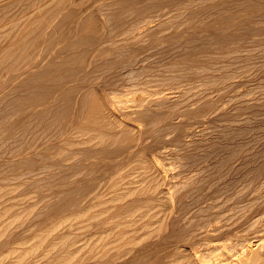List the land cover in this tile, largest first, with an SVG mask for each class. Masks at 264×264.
<instances>
[{
	"label": "bare ground",
	"instance_id": "1",
	"mask_svg": "<svg viewBox=\"0 0 264 264\" xmlns=\"http://www.w3.org/2000/svg\"><path fill=\"white\" fill-rule=\"evenodd\" d=\"M230 3H234L236 4V6L231 7L232 5H230ZM164 4L176 5V9L178 12L175 14V16H173L170 22L167 20L169 23L165 19L164 22H166V25L165 23L161 24L160 21H158L156 25H151L153 21L149 20V18L147 17L148 14L159 11ZM216 14L222 16L218 18L216 17ZM263 15L264 0H0V144L3 146L7 143H10L11 145L13 144L12 142H14L13 145H15V143L17 144V148H6L4 150L3 154H6V156L5 158L3 156L4 159L2 161L5 164L3 166L5 167V170L7 172H20L22 175H20L18 178L21 179L25 174L24 171H26L27 169L30 170L32 167H35L37 165V161L45 159L44 157L47 155L52 156L51 159L55 158L54 155H62L63 161L71 156L74 157V155L84 156L89 153H96L101 157L112 154L119 157L125 154L126 156H128V158H132L133 155H135V152L131 151L132 147L128 142L136 141V143L133 144L140 147L142 146V141L149 140V137H154V140L151 138L153 140V143L150 148H158V150L160 151V153L158 154L167 155L168 151H165L164 149L166 148H164L163 146L161 147V145L164 142L166 143L164 137L165 134L168 133V130H171V132L173 131V133L175 132V137L173 138V140H175L178 146H175V149L178 148V150H175V154L178 152L176 156H174V158L176 157L175 159L184 160L185 158L188 159L189 157H194V154L196 156L194 159H196L197 162L192 161L193 165L195 163V173L193 171L192 164L190 163L191 160L190 162H188L185 159V161H187L188 163L187 165H189V163L191 164L190 168H192V170H190L189 172L193 173V175L189 174L191 177H182V175L179 174L178 176L181 177H178L177 174H175L178 181L172 182L176 179L171 180L172 176L168 172L169 168L165 169L167 167L165 166L164 168V166L161 165L158 160L153 159V156L150 158L146 157L147 155L145 154V149L140 147L143 150L136 152L137 157H135L137 158V160L134 157V164L136 163L134 168H132V166V169H130L131 171H129V173L127 170V176L122 174L123 177L126 176L124 177V179L121 178L123 181L119 180V178L122 177L121 175L118 178L116 177V180L118 179L120 181L117 182V185L119 184L118 186L120 188L117 187L115 182V186L118 188L117 193L118 191L121 192L115 194L114 199L111 195L112 192L110 190L109 191L111 193L109 194V196L104 195L106 197L108 196L109 199H111L109 201V199L106 198V200L108 199L110 203H113L111 201L116 200L114 203H116L117 201H123V203L125 204H121L120 207L116 205L117 209L116 212H114L116 213L115 217H117V219L119 220H116L115 223L112 222L114 223L112 224L114 225L113 228L110 227L111 229L109 228L110 230L108 229L107 232H105V227L101 226V228H98L100 229V232L103 231L102 228L105 229V231L102 232V235L98 234L97 236L99 237V239H102H100L101 242L99 241L100 244L98 243L99 247H96L98 244L94 239L93 240L96 244L94 242L93 243L94 245H96V248H94L93 244V246L86 243L84 244L86 245V247L88 245L90 246L89 248L93 247L97 250L98 255L95 254L94 256L97 255L96 257L92 255L94 258H97L92 264H138V259L144 257L147 259V261H149V258L151 257H148L150 256L148 254L151 253L156 246L160 247L161 251L163 252V255L160 254L162 255V258H160V256L158 257V259H162V261L159 260V262H162L163 264H264V142H261V140L259 139L260 137L262 138V136V139H264V134L259 136V138H256L258 140L253 141L251 139L255 143H252V141L250 140L251 142L249 141L248 143H244L246 145L241 144L242 146H238V144L235 143L237 145L235 147H233L232 145L227 146L226 144L222 143L224 141H218L221 138H217L218 140L216 141L215 138L211 139L210 136V139L205 138V136L203 137L195 131L196 129L194 127L196 125L194 126V124H197V127L198 125H201V119L199 118H201V116L202 118L204 117V110H206L204 109L205 105L201 104L203 106H198L199 104H197V102L200 99L196 102H191L190 99L185 100L181 98L182 96L179 97L180 94L178 95V93L175 95L171 92H164L163 90L156 94L153 93L154 95L152 94V97L150 95V97L153 99H149L148 97H138L135 100L130 101L131 105H127L124 104L125 102H121L120 104L122 108L121 106L120 108H130V113L127 114L124 112V110L123 112H119L121 110L120 108L117 109V111L119 110V113H117L113 100H110L111 97H109L110 99L107 97V95L101 89L102 85H99V82L103 80L104 77L107 81V78L109 76H112L115 79V76L120 77L119 75L133 76V74H136L137 71L134 68L136 67V65L140 66V62L141 64L144 63L145 43L147 41H150V39L152 42V39L154 38L155 40L153 39V43L160 49V46L164 43H175V45L177 43L178 45L181 44L180 46H183L181 40L186 43L187 41H189V37H193V39L195 37L194 41L201 42V44L204 43V46H222V49L226 50L227 52L228 48H225L226 45L228 43H231L236 38V36H232L233 33L231 32L241 31V36L245 35L248 37L247 33H249L250 31L248 25L251 24V21L261 19ZM124 19L125 22H123ZM182 19H184L183 22L181 21ZM195 22H198V24H195V26L198 25V27L194 26ZM181 23L184 26H187L185 30L173 35H162V33H164V30H174L177 28L179 29V27L182 25ZM192 31H197V33H194L196 34L195 36L192 35ZM159 35L161 36L159 37ZM117 37H120V40L116 41L115 38ZM201 44L198 46L204 47L203 45L201 46ZM223 46H225V49L223 48ZM210 47L212 48V46ZM202 49L200 48L201 53L203 50L205 51L206 47H204L203 50ZM149 51H146V53H149ZM217 51L219 52V50ZM189 55H191V53ZM226 58L227 57H225V59ZM213 60L215 59L213 58ZM211 65H209V67ZM188 71L189 70H187V72ZM141 73H143V71ZM136 77H138L137 74ZM161 77L162 76H160V78ZM224 78L225 77H223V79ZM120 79L122 80L121 77ZM160 80L162 82L170 81H168L167 79L162 80V78L159 79V81ZM171 83L172 82H170L169 85ZM92 84H95V86ZM110 94L111 93H109L108 96H110ZM185 95L187 94L185 93ZM188 98L189 97H187V99ZM162 108L167 109L164 115L158 114V110ZM121 116L123 117V119L120 118ZM139 122H142L145 125L144 129L141 128L140 130L139 128L138 130L136 124L137 126L140 125L138 124ZM239 126H242V124H240ZM250 128L252 127L250 126ZM256 128L255 132L259 129V131L262 130L261 127H258L259 129L257 128V130ZM224 129L225 130L222 129V131H226V127ZM231 129H229L231 133L230 135L226 136L228 133H223L226 136V139H224L226 143H229L230 141L232 142L237 136L239 137L241 135H244V130L246 131V129L242 130L241 128L237 130ZM231 131H233V133ZM252 131H254L253 128L250 129V132L248 131L247 136H249V133L251 134ZM259 133H255L253 135L256 136L257 134L258 136ZM218 134H221V132H217V135ZM214 135H216L215 132ZM251 136L249 137L251 138ZM241 137L243 138L244 136ZM221 148L223 150H221ZM218 149H220L221 152ZM192 152L195 153L191 154ZM178 156L180 157L178 158ZM15 157L18 158L15 159ZM212 158L219 159L220 161L222 159V161L220 162L221 165L217 166L212 163V166L210 167V169H213L215 166H217L218 171L216 172L218 173L222 170V167H227L228 164H230L231 167L237 166V169L246 170L249 168L248 170H246L247 182H243L246 184H242V189L238 188L239 190L235 191L234 189L236 185L233 184L238 183L240 180L236 181L235 178H231L232 183H230V180H226L228 181L226 183H229V185L224 184L223 187L221 185L222 188L220 190L217 189L216 191H214L215 194L214 192H210L213 190V187H208L212 188V190L210 191H207L206 189L208 188L206 187L205 193L202 192L203 188L205 187L204 183L206 181V177L210 178L208 176H212V174H209L210 172H208L209 175L206 174V171L210 166V162L208 161ZM259 158L261 159L260 163L256 167L255 165H252L257 163ZM45 161H47V157ZM68 161H66V163ZM79 161L82 163L81 160ZM179 162L181 163L183 161ZM122 163L123 162L119 163L117 167L122 168L120 167V164ZM216 163L217 162H215V164ZM59 164H46L42 166L39 165V172L41 174H45L44 178H39L38 180L32 182L33 184L44 183L47 186H50L49 190H47V193L43 194V197L37 200V202L39 200L40 201L37 204L34 203L35 208L39 206V212L37 213V216L47 214L45 219L48 218L49 222V219H51L50 217L54 215H57L58 217L62 214L66 216L69 215L66 218L70 219V216H72L76 219L78 217H81V212H83V216H85L91 208L90 206H87L90 208L88 210V208L86 207V209V204L84 205V203L88 202L85 197H87L86 194L89 190L87 186L92 180V173H85L81 170V172H83L82 174L79 171L80 168L77 164L72 167L66 165V168L67 166L70 167H68V170H73L72 168H79L78 174H63L64 172H66L64 171V169L62 170L63 165L61 166V164L63 163L59 162ZM122 166H124V164H122ZM184 166L185 165L183 164L180 167ZM178 167L179 165L177 166V168ZM219 167H221V169ZM126 168H128V166ZM186 169L189 170V167ZM228 169L231 170L230 167ZM40 170H42V172ZM134 170L136 172H134ZM226 170H224V172H226ZM172 171L170 173H172ZM30 172L32 173L31 170ZM137 172L138 174L136 175ZM132 174H135L138 180H136V178L133 179L132 177L135 176H132ZM241 174L245 176L244 172ZM27 175H29V173H27ZM33 175H36V173ZM223 175L225 174H221L222 177H224ZM230 175H232V173ZM213 176L214 178L216 177L215 174H213ZM225 177H227V175ZM8 178H10V176ZM224 179L225 178H223V180ZM216 181L218 180L216 179ZM216 181L215 184L217 185L218 182ZM107 184L105 185V187L107 186ZM230 184L233 187H231ZM213 185L211 184V186ZM116 187L114 188L115 190L117 189ZM219 187L220 186L214 188L216 189ZM230 187L235 191H232L235 195V198L241 200L237 203L232 201V204L236 203L237 207L235 206L236 214L234 215L236 219H234V222L232 220L231 224L235 223L237 218V222L239 223V220L241 218L240 222H242L243 220V225L245 226V233H243L244 237H242L239 243L236 242L238 243L236 245L230 247L227 246L226 248L221 245L223 247L222 249L225 248L224 250L226 252L224 253L218 252L221 248L208 245V248L203 247L202 249L201 246H198L200 245L199 242L202 243V241L216 236L217 234H221L226 230L225 227L227 226V224L226 222L224 223L226 219L223 218L224 214L219 216V213L217 214L216 212L221 210L220 208H222V204H226H224V199L227 200V193H229L231 190ZM106 191H108V189ZM192 193L193 195L189 196V194ZM90 195L91 194H89L88 197ZM146 195L147 197L145 198ZM187 196H189L188 200H190V202L187 201L188 204H186V202L184 201ZM97 197L98 196L95 195V199ZM229 198L232 199L233 197L228 196V199ZM235 198L233 200L237 201ZM98 200L99 199H97V201ZM106 200L104 202L103 200L102 202L100 200V202L104 204L105 202L108 203V201ZM147 201H150L149 204L154 205L153 208H150L151 205L150 207L148 206L150 208H147L149 209V212L160 208V211L155 212L156 217H161L159 218L161 225L158 226V228L156 226L155 229H153V227L155 226L154 224L151 229H145V227L143 229L141 228V226H136V228L139 227L140 229L134 228L131 230H124L129 225L131 220H133L135 217H138L139 219V215H141L140 210L142 211V209L138 210V212L140 213H138L139 215L137 214V216L129 221V219L134 216L133 213L136 210L134 209L133 211L130 208L133 209L134 207H138L144 209V207L139 206H143L142 202L146 203ZM228 203L226 204L227 210H229ZM232 204L230 203V205ZM233 205L232 207H230L231 209L234 208ZM94 206L95 205H93L92 208L96 209L97 207ZM123 206L124 208H126V210L124 209V212L122 211ZM35 208H32V210L34 211ZM98 208L100 209L99 206ZM112 208L110 210H113ZM235 208L233 210H235ZM84 209L86 210L84 211ZM147 209H144V213L148 212L146 211ZM216 209L219 210L217 211ZM214 210L216 211L213 212ZM2 213L3 212H1V214ZM125 213L127 215L123 217ZM147 214H144L145 219L147 217ZM18 215L16 216V218L19 217ZM128 216L131 217L127 218ZM229 216L228 219L232 217ZM125 217L126 219H128L129 223L127 222V220H125L124 222H126L127 226L122 227L124 229L120 230L121 225H126L122 224L123 221L121 220ZM110 218H112L110 219L111 221L115 220H113V215L112 217L110 216ZM149 218L150 220L154 219V217L152 218V216ZM228 219L226 220L228 221ZM52 221L53 220L51 219V222ZM111 221H106V223L108 222L110 226H112L110 223ZM137 221L139 220L136 219V225L140 222ZM39 222H41V220H39ZM84 222L86 223V221ZM132 222H134L135 224V220ZM9 223L11 224L8 225L12 226L14 221ZM44 223H46V221ZM44 223L43 226L46 227L47 223ZM52 223L51 226L53 225ZM106 223L104 222L102 224H104V226H108L109 224ZM147 223L145 222L144 224L147 225ZM238 223H235V225ZM49 224L50 223H48V227L50 226ZM231 224L230 226H232ZM91 225L92 224H90V226L88 227L90 228ZM7 226L2 229L0 228V232H6L9 228ZM55 226L56 224L54 225V227ZM54 227L52 226L51 228ZM234 227L235 226H233L232 228ZM241 227L240 230H243L244 228L242 229ZM130 228H132V226H128V229ZM40 229H42V227ZM43 229L41 230L42 232ZM34 230L35 229H33V232ZM44 230L46 231V229ZM56 230L57 229H55V231ZM233 232L236 233V231ZM2 233L1 235H3ZM64 233L65 232H63V234L61 233L60 235L57 234L58 236L56 237H54L55 235H53L52 237L54 238H52L50 242L47 241L50 244L49 247L51 248V250L57 249V252H54V254L52 252V257L50 256L51 252L47 254L49 255V257H51L49 263L47 262L48 264H62V261H66L64 259H67L71 256L70 252L66 248H68L67 244L72 240L68 236L67 232L66 234ZM127 234H130L131 236H127ZM106 235H112L110 240L112 238L113 239L106 242L110 237H107ZM86 237L85 239H87ZM40 240L43 242L42 239ZM209 240L211 243V239ZM192 241H199L197 242L198 245L196 244V246H198L199 250L201 248L200 251H198L196 246L195 248L197 250H194L193 247H191ZM194 242L192 246H194ZM214 242L217 241H213V243ZM220 244L221 243L219 242V245ZM31 246L26 248L22 246L23 249H19L21 252H19L20 254L17 255V259L20 258L24 261V259L27 260V258L35 253L36 250L34 252L32 251L36 248L35 242L34 245L32 247ZM69 246H71L69 247V249L72 248V246L74 247V245L72 244ZM37 250H39L38 247ZM64 250L67 251L65 252ZM73 250L71 251H77ZM62 251H64V253ZM92 252L93 250L89 251L88 254H91ZM155 252L157 253V251ZM7 254L10 253L7 252ZM74 255H76V253ZM76 256L73 257L74 259L70 260L71 264H83V257L81 256V258L79 257L80 259H75ZM151 256L156 257V255L154 256L152 254ZM4 259V261H6L8 257L7 259ZM154 259L152 258L149 264L151 262H153L154 264ZM147 261L146 264H148ZM66 262H68V260ZM4 263L6 262H3V264Z\"/></svg>",
	"mask_w": 264,
	"mask_h": 264
},
{
	"label": "rangeland",
	"instance_id": "2",
	"mask_svg": "<svg viewBox=\"0 0 264 264\" xmlns=\"http://www.w3.org/2000/svg\"><path fill=\"white\" fill-rule=\"evenodd\" d=\"M221 1H227V0H221ZM228 1H230V0H228ZM234 2V1H233ZM169 5V6H168ZM230 5H232L231 7H235L236 6V4H234V3H230ZM169 7H171V8H169ZM173 8V9H172ZM175 8V9H174ZM177 6L176 5H173V4H164L162 7H161V9L159 10V11H157V12H154V13H151V14H148V18H149V20L151 21H153L152 23H151V25L153 24V25H156L157 24V22L158 21H160V23L161 24H164L165 23V25H166V22H164L165 21V19H166V21L168 20L169 22H170V20H172V18H173V16H175V14L178 12L177 11ZM163 9V10H162ZM167 9V10H166ZM170 9V10H169ZM227 9H229V8H227ZM173 11H174V13H173ZM160 12V13H159ZM221 12V11H220ZM156 13H158V14H156ZM222 15H217L216 14V17H218V18H220ZM214 17V16H213ZM264 15L262 16V18L261 19H258V20H255V21H251V24L250 25H248L249 27V33H247L248 34V37L247 36H241V34H242V32L241 31H236V32H231V33H233L232 34V36H236V38L231 42V43H228L227 45H226V47L225 46H223V48L225 47L226 49H227V52H226V50H223L222 49V46H217V45H215V47H214V45H208V46H204L203 44H201V42H198V41H194L195 40V37H194V39H193V37L191 38V37H189L188 38V40L189 41H187L186 43H184L183 42V40H181L182 41V45L183 46H180L181 44H177L176 43V45H175V43H173V44H168V43H164V44H162L161 46H160V49L153 43L154 42V40L152 39V42H151V39H150V41H147L146 43H145V52H144V54H145V61H144V63L143 64H141V62H140V66H138V65H136V67L134 68L136 71H137V76L138 77H136V74H133V76H131V75H125V76H121V75H119L121 78H122V80L120 79V77H118V76H115L116 78L114 79V77H112V76H109L108 78H107V81H106V79H105V77L103 78V80H101L100 82H99V85L101 86L102 85V87H101V89H102V91L107 95V97L109 98V97H111V99L110 100H113V102H114V105H115V109H116V111H117V109H119L120 108V106H121V102H125L124 104H127V105H131V102L130 101H132V100H135L136 98H138V97H143V98H151L152 97V94L153 93H158V92H160V91H163L164 90V92H167V93H169V92H171V93H173V94H177L178 93V95H179V97H181L182 99H185V100H191V102H196V101H198L199 99L200 100H202V101H198L197 102V104H199L198 106H200L201 104H203V105H205V107H204V109H206V110H204L205 111V114H203V118H202V116H201V118H199V119H201V125H198V127H197V124H194V128L196 129H194L198 134H200L201 136H205V138H209V136H210V138L211 139H216V141L219 139V138H221L220 140H218V141H224V142H222L223 144H226L227 146H233V147H235V146H237L236 144H238V146L240 145V146H242L244 143H248L251 139L253 140V141H255V140H258V139H256V138H259V136H261L262 134H264ZM155 19V20H154ZM163 20V21H162ZM167 21V22H168ZM182 22L184 21V19H182L181 20ZM180 21V22H181ZM259 21H261V22H259ZM123 22H125V19L123 20ZM168 22V23H169ZM257 22V23H256ZM263 22V23H262ZM182 24V23H181ZM195 24H198V22L196 23H194V26H195ZM125 26V25H124ZM186 27L187 26H184L183 24L179 27V29L177 28V29H174V30H172V29H167V30H164V33H162V35L163 36H165V35H168V34H176V33H179V32H181V31H183V30H185L186 29ZM195 27H198V25H196ZM238 30V29H237ZM169 32V33H168ZM192 35L193 36H195L196 34H194V33H197V31H192ZM246 34V35H247ZM158 35V34H157ZM161 35H159V37H160ZM250 36V37H249ZM155 37V36H154ZM157 37V36H156ZM243 37V38H242ZM244 37H246V38H244ZM196 39H197V37H196ZM244 39V40H243ZM115 40L116 41H118V40H120V37H117V38H115ZM121 43V42H120ZM149 44V45H148ZM188 44V45H187ZM201 44V46L203 45L204 47H206V49H205V51L203 50L204 49V47H200V46H198V45H200ZM186 45V46H185ZM120 46V45H119ZM118 46V47H119ZM210 46H212V48L210 47ZM149 47V48H148ZM180 47V48H179ZM197 47V48H196ZM209 49H208V48ZM177 48H178V50H177ZM200 48L203 50L202 51V53L200 52L201 50H200ZM224 48V49H225ZM149 49H150V51H149ZM153 49H155V50H153ZM169 49V50H168ZM174 49V50H173ZM183 49V50H182ZM186 51H185V50ZM242 49H244V50H242ZM152 50V51H151ZM156 50H157V52H156ZM158 50H160V51H158ZM165 50V51H164ZM173 50V51H172ZM198 50V51H197ZM215 50V51H214ZM217 50H219V52L217 51ZM146 51H149V53L147 52L146 53ZM185 51V52H184ZM210 51V52H209ZM252 51V52H251ZM155 52V53H154ZM159 52V53H158ZM182 52V53H181ZM189 52V53H188ZM193 52V53H192ZM209 52V53H208ZM244 52V53H243ZM251 52V53H250ZM254 52V53H253ZM166 53V54H165ZM181 55H180V54ZM186 55H185V54ZM191 53V55H189ZM206 53V54H205ZM197 54V55H196ZM199 54H201V55H199ZM203 54V55H202ZM229 54V55H228ZM173 55V56H172ZM211 55V56H210ZM213 55V56H212ZM216 55H219V56H216ZM179 56V57H178ZM182 56V57H181ZM185 56V57H184ZM208 56V57H207ZM221 56V57H220ZM148 57V58H147ZM201 57V58H200ZM225 57H227L226 59H225ZM250 57V58H249ZM260 57H263V58H260ZM168 58V59H167ZM203 58V59H202ZM213 58L215 59V60H213ZM218 59V61H217V59ZM261 60H259V59ZM156 59H157V61H156ZM221 59V60H220ZM185 61V62H184ZM189 61V62H188ZM252 61V62H251ZM176 62V63H175ZM219 62H221V63H219ZM203 63V64H202ZM209 63V64H208ZM225 63V64H224ZM212 64V65H211ZM218 64H220V65H218ZM203 67H202V66ZM209 65H211L210 67H209ZM218 65V66H217ZM247 66V67H246ZM205 67H207V68H205ZM166 68H170V69H166ZM205 68V69H204ZM142 69V70H141ZM144 69V70H143ZM148 69V70H147ZM151 69V70H150ZM216 69H217V71H216ZM248 69V70H247ZM139 70V71H138ZM146 70V71H145ZM187 70H189L188 72H187ZM143 71V73H141ZM144 71H145V74H144ZM150 71V72H149ZM139 72V73H138ZM149 72V73H148ZM160 72V73H159ZM181 72V73H180ZM162 73V74H161ZM165 73V74H164ZM170 73V74H169ZM173 73H175V74H173ZM177 73H179V74H177ZM173 74V75H172ZM193 74V75H192ZM212 75V76H211ZM144 76V77H143ZM158 76H159V78H158ZM160 76H162L161 78H162V80H165V79H167L168 81L170 80V79H172V78H176V79H172V80H170L169 82H162L161 80V82L159 81V79H161L160 78ZM230 78H229V77ZM143 77V78H142ZM157 77V78H156ZM167 77H169V78H167ZM205 77V78H204ZM223 77H225L224 79H223ZM132 78V79H131ZM142 78V79H141ZM164 78V79H163ZM210 78V79H209ZM232 78V79H231ZM110 79V80H109ZM112 79V80H111ZM213 80V81H212ZM2 81V80H1ZM95 81V80H94ZM112 81V82H111ZM114 81H116V82H114ZM120 81V82H119ZM173 81H174V83H173ZM211 81V82H210ZM231 81V82H230ZM93 82V81H92ZM102 82V83H101ZM170 82H172L170 85H169V83ZM213 82V83H212ZM214 82H215V84H214ZM158 83H159V85H158ZM166 83H168V84H166ZM181 83V84H180ZM205 83V84H204ZM220 83V84H219ZM1 84V83H0ZM180 84V85H179ZM92 85H94L95 86V84H92ZM104 85H107V86H104ZM163 87H162V86ZM168 85V86H167ZM207 85V86H206ZM212 85H214V86H212ZM161 86V87H160ZM172 86V87H171ZM211 86V87H210ZM159 87V88H158ZM205 89H204V88ZM182 88V89H181ZM202 88V89H201ZM177 89V90H176ZM181 89V90H180ZM174 90V91H173ZM108 91H110V92H108ZM199 93H198V92ZM203 91V92H202ZM109 93H111L110 94V96H108V94ZM185 93L187 94V95H185ZM196 93V94H195ZM195 94V95H194ZM150 95H151V97H150ZM154 95V94H153ZM189 95V96H188ZM207 95H208V97H207ZM243 95V96H242ZM245 95V96H244ZM200 96V97H199ZM239 96V97H238ZM240 96H242V97H240ZM113 97V98H112ZM156 97V96H155ZM187 97H189L188 99H187ZM191 97V98H190ZM148 99V100H149ZM151 99H153V98H151ZM257 101H256V100ZM116 100V101H115ZM119 101V103H118V101ZM245 101V102H244ZM248 103H247V102ZM127 102V103H126ZM211 102V103H210ZM214 102V103H213ZM244 102V103H243ZM250 102V103H249ZM117 103H118V105H117ZM255 103V104H254ZM234 105V106H232V105ZM118 107H117V106ZM203 105H201V106H203ZM209 106V107H208ZM236 106V107H235ZM221 107V108H220ZM260 107V108H259ZM121 108H122V106H121ZM120 108V109H121ZM197 108V107H196ZM249 108V109H248ZM217 109H219V110H217ZM122 110V111H121ZM119 112H123V110H124V112L125 113H127V114H129L130 113V108H126V109H121ZM126 110V111H125ZM129 112H128V111ZM239 110V111H238ZM247 110V111H246ZM117 111V113H119ZM165 111H167V109H165V108H162V109H160V110H158V114H161V115H164L166 112ZM224 111H226V112H224ZM258 111V112H257ZM160 112H162V113H160ZM206 112H207V114H206ZM254 112V113H253ZM260 112V113H259ZM256 113V114H255ZM258 113V114H257ZM210 114V115H209ZM248 114V115H247ZM209 115V116H208ZM245 115V116H244ZM250 115V116H249ZM208 116V117H207ZM220 116V117H219ZM223 116V117H222ZM233 116V117H232ZM244 116V117H243ZM258 116V117H257ZM217 117V118H216ZM262 117H263V119H262ZM121 119H123V117L121 116L120 117ZM236 118V119H235ZM243 118H245V119H243ZM207 119V120H206ZM242 119V120H241ZM262 119V120H261ZM203 120V121H202ZM227 121H228V123H227ZM241 121V122H240ZM203 122V123H202ZM240 122V123H239ZM246 124H245V123ZM220 123V124H219ZM226 123V124H225ZM252 123V124H251ZM138 124H140V125H138L137 126V124H136V127L138 128V130H139V128H140V130H141V128L142 129H144V127H145V125L142 123V122H139ZM218 124H219V126H218ZM229 124V125H228ZM235 124H236V126H235ZM240 124H242V126L243 127H246V128H243L242 126H239ZM215 125V126H214ZM230 127H228V126ZM260 125V126H259ZM226 127V131H222V129L223 130H225L224 128ZM233 126H235V127H233ZM250 126L254 129V131H252L251 132V134L249 133V136H251V135H253V134H255V133H259V135L257 136V134H256V136H251V138L249 137V136H247L248 135V131L250 132V129H252V128H250ZM256 126H257V128L259 127H261V131H259V130H257V128H256ZM233 127V128H232ZM237 127V128H236ZM198 128V129H197ZM209 128V129H208ZM211 128V129H210ZM232 128V129H231ZM239 128H243V129H246V131L244 130V135H241V136H244L243 138L241 137V136H237V137H235V139L231 142H229V143H226V141L224 140V139H226V136H228V135H230L231 133H230V130L229 129H231V130H237V129H239ZM247 128H249V129H247ZM255 128H256V130L258 131H256L255 132ZM213 129V130H212ZM229 131H228V130ZM242 129V130H243ZM204 130V131H203ZM219 130V131H218ZM221 130V131H220ZM248 130V131H247ZM218 133H220L221 132V134H218L217 135V132ZM228 131V132H227ZM200 132V133H199ZM214 132H215V134L217 135H214ZM232 133H233V131H231ZM246 132H247V134H246ZM205 134V135H203V134ZM226 134V133H228L226 136L224 135V134ZM206 134H208V135H206ZM210 134V135H209ZM214 135V137H213V135ZM246 134V135H245ZM212 135V136H211ZM1 137V136H0ZM175 137V132L173 133V131L171 132V130H168V133L167 134H165V141H166V143L164 142L162 145H161V147L163 146L164 148H166V149H164L165 151H168V153H167V155H160V154H158V153H160V151L158 150V148H154V147H152V148H150L151 146H152V143H153V140H154V137L152 138V137H149V140H146V141H142V146H140L141 148H143V149H145V154L147 155L146 157H148V158H150V157H154L153 159H155V160H158V162H160V164L161 165H163L164 166V168H165V166L167 167V168H165V169H168V172H169V174H171V176H172V178H171V180H174V179H176V180H174V181H172V182H177L178 180H177V178H176V175L175 174H177V176L180 174V175H182V177H191L189 174H191V175H193V173H190L189 171L190 170H192V168H190L191 167V164L193 163L192 161H196V159H194L196 156H195V152H192L191 154H194V157H189L188 159L187 158H185L188 162H190V160H191V164L189 163V165H187L188 163H187V161H185V159L184 160H178V159H175L174 158V156H176V154L178 153H176L175 154V150H178V148L177 149H175L176 147H178L177 146V144H176V142H175V140H173V138ZM240 137H241V139H240ZM250 139H249V138ZM153 140H152V139ZM163 138V139H164ZM166 138H168V139H166ZM172 138V139H171ZM209 138V139H210ZM218 138V139H217ZM223 138V139H222ZM248 138V139H247ZM262 138H263V136H262ZM261 137L259 138L260 140H261V142H264V139H262ZM242 140H243V142H242ZM246 140V141H245ZM251 140V141H252ZM259 140V141H260ZM150 141H152V142H150ZM250 141V142H251ZM252 141V143H255V142H253ZM127 142V141H126ZM233 142H234V144H233ZM13 144H14V142H12ZM129 144H131L130 146L132 147V149H131V151H133V152H135V155H133V157L132 158H128V156H126L125 154H123V155H121V156H119V157H117L116 155H114V154H112V155H107V156H104V157H101L99 154H96V153H93V154H91V153H89V154H87V155H84V156H80V155H74V157L73 156H71V157H69L68 159H66V160H62V155H60V156H58L59 154H57V155H54L55 156V158H52L51 159V157L52 156H50V155H47V156H45L44 158L46 159V157H47V161H45V159H41V160H39V161H37V165L35 166V167H32L30 170L32 171V173L30 172V170L29 169H27L26 171H24V173L26 174H24V176H23V178H18L20 175H22L20 172H7L6 170H5V167L3 166V165H5L4 163H3V159L5 158V156H6V154H3L4 153V150L6 149V148H17V144L15 143V145H13V144H11L10 145V143L8 144H6V145H1L0 144V147H1V149H0V156H1V154H2V159H1V157H0V210H2V211H0V215H1V219H0V228L2 229V228H5L8 224H11V223H9V222H13L14 221V223L12 224V226H11V228H10V226L8 225L7 227H9L8 228V230L6 231V232H4V233H2V232H0V263H2L3 264V262H6L7 264H12V262H13V264H29V263H31V261H32V263L31 264H44L45 262V264H48L49 263V261H50V258L53 256L52 255V252H53V254H54V252H57L56 250L57 249H55V250H51V248L49 247L50 246V244H49V242H50V240L52 239V238H54V237H56V236H58L57 234H63V232H65L64 234H66V232H67V234H68V236L70 237V239L72 240L71 242H69L68 244L69 245H74V247L72 246V248H70L69 249V247H71V246H69L68 244H67V247L68 248H66V249H68V251L70 252V257H68L67 259H64V260H68V262H66V261H62V264H65V263H69V264H71V262H70V260L71 259H74L73 257L74 256H76L75 257V259H78L79 257L81 258V256L83 257V264H92V263H94V260H96L97 258H94V257H96L98 254H97V250L96 249H94V248H96V247H99V241H100V239H99V237H97L98 236V234H101L102 235V232H104L105 231V229H106V231L105 232H107L108 231V229L110 228V227H112L113 228V226L114 225H112V224H114L115 223V221L117 220H119V219H117V217H115L116 216V209H117V206L118 207H120L121 206V204H125V203H123V201H117L116 203H114L115 201H111V202H113V203H110L109 201L111 200V199H109V194L112 192V197H113V199H114V196H115V194H118L119 192H121V191H118V193H117V190H118V188H120L118 185H117V182H120L122 179L121 178H123L124 179V177H126L127 175V170H128V173H129V171H131L130 169H132V168H134V166L136 165V163L134 164V162H135V159H134V157L136 156L137 157V151H140V150H143V149H141L139 146H135V144H133V143H136V141L134 142V141H132V142H128ZM151 143V144H150ZM236 143V144H235ZM126 144V143H125ZM175 144V145H174ZM229 144V145H228ZM242 144V145H241ZM134 145V146H133ZM244 145H246V144H244ZM6 146V147H5ZM176 146V147H175ZM225 146V145H224ZM223 146V147H224ZM3 150V151H2ZM172 150H174V151H172ZM218 150H220V149H218ZM217 150V151H218ZM221 150H223L222 148H221ZM221 150H220V152H221ZM170 151V152H169ZM142 152V151H141ZM174 153V154H173ZM203 154V153H202ZM3 156H4V158H3ZM53 156V157H54ZM57 156V157H56ZM93 156H95V157H93ZM191 156V155H190ZM193 156V155H192ZM84 157H86V158H84ZM93 157V158H92ZM121 157V158H120ZM135 157V158H136ZM156 157V158H155ZM166 157V158H165ZM170 157V158H169ZM180 156H178V158H179ZM223 157V156H222ZM16 158H18V157H15V159ZM118 158H120V159H118ZM127 158V159H126ZM147 158V159H148ZM191 158V159H190ZM49 159V160H48ZM61 160V161H60ZM69 160V161H68ZM72 160V161H71ZM79 160H81L82 161V163L79 161ZM102 160H106V161H102ZM120 160H121V162H123L122 164H124V166H122V164H120L121 166L120 167H122V168H118L117 167V165L119 164V163H121L120 162ZM132 160H134V161H132ZM136 160H137V158H136ZM169 160V161H168ZM176 160V161H175ZM178 160V161H177ZM211 160H213V161H211ZM211 160H209L208 162H210V166H209V170L207 169V171H206V174H208V172H210L209 174H212V176L210 175V176H208V175H206V176H208V177H210V178H207L206 177V181H205V183H204V188H203V190H202V192L203 193H205V189H206V187L208 188V187H213V190H212V188H208V189H206L207 191L209 190H212V191H210V192H214V191H216L217 189H221L223 186H224V184L225 185H229V183H226V182H228L229 180L231 181L232 179L231 178H235V180L236 181H238V180H240L238 183H236V184H233V185H236L237 186V189H236V186H235V191L237 190H239V189H242L241 187H242V184H246V183H243V182H247V174H246V170H248V169H246V170H244V169H237L238 167L237 166H232L231 167V165L230 164H228V166L225 168V167H222V170L221 171H219V173L218 172H216V171H218L217 169H218V167L217 166H219V165H221L220 164V162L222 161V159H221V161L219 160V159H211ZM260 158L258 159V161H257V163H255V164H252V165H255V167L260 163ZM45 161V162H44ZM66 161H68L67 163H66ZM109 161V162H108ZM179 161H183V162H179ZM54 162V163H53ZM59 162L61 163H63V164H61V166L63 165V167H62V170L64 169V171H66V172H64L63 174H74V173H76V174H78V172L80 171L81 172V170L83 171V172H85V173H92V180H93V182H92V180L90 181V183H89V185L87 186L88 187V192H87V194H86V196L87 197H85V199L88 201V202H86V203H84V205H85V208L87 207V206H90V207H87L88 208V210H89V208H90V210H89V212H87L86 213V215L85 216H83V212H81V217H78V218H76L75 219V217H72V216H70V219L69 218H66V217H68V216H66V215H59L58 217H57V215H54V216H52V217H50L53 221V223L51 222V219H49L50 220V222L48 221V218L47 219H45L46 218V216H47V214H43V215H41V216H37V213L39 212L38 210H39V206H37V208H35V204L34 203H38L37 202V200L38 199H41V197H43V194H46L47 193V190H49V188H50V186H47L46 184H33L32 182H34V181H36V180H38L39 178L40 179H43L44 178V175L45 174H41L40 172H39V167L40 166H42V165H55V164H59ZM78 162V163H77ZM87 162V163H86ZM115 162V163H114ZM132 162V163H131ZM186 164H185V163ZM197 162V161H196ZM215 162H217L216 164H215ZM49 163V164H48ZM65 163V164H64ZM72 163V164H71ZM78 164V166H79V168H72L73 170H68V167L70 166V167H72V166H75V165H77ZM81 163V164H80ZM163 163V164H162ZM180 163V164H179ZM185 165L184 167H180V166H182L183 164ZM214 164V165H217V166H215V167H217V168H213V169H210V167L212 166L211 164ZM80 164V165H79ZM88 164H89V166H88ZM129 164H130V166H129ZM134 164V165H133ZM165 164V165H164ZM173 164V165H172ZM179 165V169L177 168V166ZM182 164V165H181ZM3 167H2V166ZM40 165V166H39ZM60 165V164H59ZM66 165H69V166H67V168H66ZM169 165V166H168ZM230 165V166H229ZM65 166V167H64ZM82 166H84V167H82ZM115 166V167H114ZM128 166V168H126ZM133 166V167H132ZM189 167V170L188 169H186V168H188ZM69 167V168H70ZM82 167V168H81ZM132 167V168H131ZM186 167V168H185ZM192 167H193V171H194V167H195V163H194V165L192 164ZM230 167V169L231 170H229L228 168ZM37 168V169H36ZM86 168V169H85ZM170 168H172V169H170ZM174 168V169H173ZM196 168V167H195ZM220 169H221V167H219ZM235 170H234V169ZM66 169V170H65ZM78 169H79V171H78ZM124 169V170H123ZM216 169V170H215ZM219 169V170H220ZM226 170V172H224V170ZM5 170V171H4ZM34 170V171H33ZM36 170H38V171H36ZM85 170V171H84ZM114 170V171H113ZM119 170V171H118ZM136 170V169H135ZM134 170V172H136ZM173 170V171H172ZM177 170H178V172H177ZM188 170V171H187ZM210 170H212V171H210ZM215 172H214V171ZM36 171V172H35ZM41 172H42V170H40ZM68 171V172H67ZM172 171V173H170ZM240 173H239V172ZM83 172H81L82 174H83ZM117 172H119V173H117ZM134 172H132V173H134ZM175 172V173H174ZM181 172V173H180ZM224 172V173H223ZM230 172V173H229ZM244 172V174H245V176L243 175V174H241V173H243ZM27 173H29V175H27ZM36 173V175H33V174H35ZM107 173V174H106ZM174 173V174H173ZM183 173V174H182ZM194 173H195V171H194ZM232 173V175H230ZM236 173V174H235ZM238 173V174H237ZM42 176H41V175ZM80 174V173H79ZM122 174L123 175H126V176H122ZM138 174V172L136 173V175ZM213 174H215V176L217 177H215L214 178V176H213ZM220 174V175H219ZM221 174H225V175H223L224 177H222L221 176ZM229 174V175H228ZM239 174H240V176H239ZM104 175V176H103ZM122 176V177H120L119 178V180L117 179L116 180V177L118 178L119 176ZM135 176V177H132V176ZM136 175L135 174H132V178L134 179V178H136V180H138V178L136 177ZM188 175V176H187ZM227 175V177L229 178H227V177H225ZM4 176V177H3ZM10 176V178H8ZM110 176H111V178H110ZM229 176H233V177H229ZM7 177V178H6ZM178 177H181V176H178ZM214 178V179H212V178ZM239 179H238V178ZM243 177V178H242ZM110 178V179H109ZM220 180H219V179ZM223 178H225L224 180H223ZM109 179V180H108ZM212 181V183H211V181ZM216 179L218 180V181H216ZM243 179V180H242ZM245 179V180H244ZM24 180V181H23ZM28 180V181H27ZM214 180V181H213ZM226 180H228V181H226ZM21 181V182H20ZM109 181V182H108ZM123 181V180H122ZM124 181H126V180H124ZM210 181V182H209ZM215 181L216 182H218L217 183V185L218 186H220L219 188H214V187H218L216 184H215ZM235 181V182H236ZM242 181V182H241ZM26 182V183H25ZM115 182H116V185H117V187L115 186ZM211 183L213 186H211V184H209V183ZM214 182V183H213ZM222 182V183H221ZM224 182V183H223ZM31 183V184H30ZM108 183V184H107ZM230 183H232V181L230 182ZM107 184V186L105 187V185ZM220 184V185H219ZM36 185V186H35ZM111 185V186H110ZM208 185H210V186H208ZM221 185H222V187H221ZM231 185V184H230ZM30 188H29V187ZM34 186V187H33ZM27 187V188H26ZM33 187V188H32ZM39 187V188H38ZM98 187V188H97ZM117 188L116 190L114 189V188ZM231 187H233L232 185H231ZM230 187V188H231ZM105 188V189H104ZM239 188V189H238ZM108 189V191H106ZM111 192H110V191ZM120 190V189H119ZM234 190H232V188H231V190H230V192H229V188H228V192L229 193H227V200L226 199H224V204L226 203H228L229 202V200L231 199V198H229L228 199V196H230V197H233L231 200H230V202L228 203L229 205H228V209L229 210H227V205L225 204V205H221V207L222 208H220L221 210L220 211H218L217 209V211L218 212H216L217 214L219 213V216L220 215H222V214H224V216H223V218H226V219H228V216H229V214H230V216H232V217H230L229 219H228V221L225 219V221H224V223L226 222V224H227V226L225 227L226 228V230H225V232H223V233H221V234H217L218 235V237H217V235L216 236H213V237H211V238H208V239H206L205 241H202V243L201 242H199V241H192V243H191V247H193V249L194 250H197L198 249V251H200L201 250V248L203 249V247L205 248V247H207L208 248V246H212V247H218V248H223V247H230V246H233V245H236V244H238L239 243V241L242 239V237H244V234L243 233H245V226L243 225V220H242V222H240V220H241V218H240V220H239V223L237 222V220H238V218H237V220H236V222L235 223H238V224H236L235 225V223H233V224H231V221L233 220V222L235 221L234 219H236V217H234V215L236 214V208H235V206L237 207V205H236V203L238 202V201H241V200H239L238 198H235V195L233 194V192H235ZM206 191V192H207ZM233 191V192H232ZM106 194H105V193ZM116 192V193H115ZM232 192V193H231ZM217 193V192H216ZM89 194H91L89 197H88V195ZM207 194V193H206ZM214 194H215V192H214ZM231 194V195H230ZM233 194V195H232ZM95 195L96 196H100L99 198L97 197L96 199H95ZM104 195H108L107 197L106 196H104ZM191 195H193V193L192 194H189V196H191ZM189 196H187L186 197V199L184 200L185 202H186V204H188L187 203V201H189L190 202V200H188V197ZM103 197V198H102ZM105 197V198H104ZM112 197H110V198H112ZM147 197V195L145 196V198ZM92 198H93V200H92ZM106 198H108L109 199V201H108V199L106 200ZM191 198V197H190ZM236 199L237 201H234L233 199ZM95 199V200H94ZM97 199H99L98 201H97ZM108 201V203L110 204H108L107 202H105V204L104 203H101L102 202V200H103V202L105 201ZM112 199V200H113ZM264 199V198H263ZM100 200H101V202H100ZM226 200V201H225ZM232 201L233 202H236V203H233V204H235V205H233L232 204ZM261 201H262V199H261ZM90 202V203H89ZM93 202V203H92ZM96 204H98V205H96ZM98 202V203H97ZM122 202V203H121ZM184 202V203H185ZM99 203H100V205H99ZM119 203V204H118ZM147 203V204H146ZM142 202V205L143 206H141L140 204H138V205H140L139 207H144V209H147V208H149L150 207V205H151V207L150 208H153V204H149L150 203V201H147V202ZM230 203L233 205V207L235 208V210H233V209H231L230 207H232V205H230ZM91 204V205H90ZM238 204H240V203H238ZM93 205H95L94 207H97L96 209L95 208H92L93 207ZM104 205H106V206H104ZM117 205V206H116ZM98 206L100 207V209L98 208ZM101 206H103V207H101ZM115 206H116V208H115ZM137 206V205H136ZM147 206V207H146ZM149 206V207H148ZM223 206H224V209L226 210H224L223 209ZM35 208L34 209V211L32 210V208ZM113 207V208H112ZM146 207V208H145ZM30 208H31V210H30ZM86 208V209H87ZM113 209V210H110V209ZM114 208H115V210H114ZM149 208V209H150ZM6 209V210H5ZM86 209H84V211L86 210ZM106 209H108V210H106ZM126 210V208H124V206L122 207V211L124 212L125 210ZM131 210H133L134 211V209H136L135 211H134V216L133 217H127V218H130L129 219V221L132 219V218H134L135 216H137V214L139 213L138 212V210H140V209H142V211L140 210V212H141V215H139V219H138V217H135L137 220H139L140 221V219H141V221L139 222V221H137V222H139V223H137V225H136V219L134 218L133 220H131L130 221V223H132V224H130L129 222H128V219H126V217L125 218H123V219H121L122 221H123V223L122 224H126V222H124L125 220H127V222L129 223V225L128 226H132V228H130V229H128V226H127V224L126 225H121L120 226V230H123L124 228H122V227H126L124 230H131V229H137V228H139L140 226H141V228H143L144 229V227H145V229L146 228H148V229H151V227H153L154 226V224H155V226L153 227V229H155V227L157 226V228H158V226H160L161 225V222H160V220H159V218H161V217H159V216H157L156 217V212L155 211H160V208H158V209H152V210H154V211H151V212H149V209H147L146 211H148L147 213H144V209L143 208H136V207H134L133 209L132 208H130ZM231 209V210H230ZM83 210V209H82ZM87 210V211H88ZM216 210H214L213 212H215ZM5 211V212H4ZM28 211V212H27ZM105 211V212H104ZM107 211V212H106ZM115 211V212H114ZM137 211V212H136ZM230 211H232V212H230ZM1 212H3L2 214H4V215H2L1 214ZM32 212V213H31ZM100 212H102V213H100ZM111 212H113V213H111ZM153 212V213H152ZM155 212V213H154ZM221 212V213H220ZM223 212V213H222ZM228 212V213H227ZM233 212H235V213H233ZM31 213V214H30ZM97 213V214H96ZM115 213V214H114ZM151 213H152V215H151ZM228 215H227V214ZM19 214V215H18ZM35 214H36V216H35ZM142 214H143V216H142ZM144 214H147L146 216L149 218V217H151L152 216V218L154 217V219L153 220H150V218L148 219L147 217H146V219H145V215ZM151 216H150V215ZM226 214V215H225ZM19 216V217H17L16 218V216ZM21 215V216H20ZM26 215V216H25ZM99 215H100V217H99ZM102 215H104V216H102ZM112 215L114 216V218H113V220L114 221H111L110 219H112V218H110V216L112 217ZM127 214L125 213L124 215H123V217L124 216H126ZM35 216V217H34ZM83 216V217H82ZM227 216V217H226ZM23 217H24V219H23ZM26 217V218H25ZM35 219H34V218ZM108 217H109V219H108ZM144 217V218H143ZM222 217V216H221ZM21 218V219H20ZM33 218V219H32ZM79 218H81V219H79ZM88 218H89V221H88ZM92 218V219H91ZM17 219H20V220H17ZM23 219V220H22ZM41 220V222H42V224H41V222H39V220ZM45 219V220H44ZM74 219H75V221H74ZM96 219V220H95ZM104 219H106V220H104ZM16 220V221H15ZM38 220V221H37ZM67 220H69V221H67ZM135 220V224H134V222H132V221H134ZM144 220H145V222L147 223V225L146 224H144L145 222H144ZM224 220V219H223ZM34 221V222H33ZM46 221V223H47V226L46 227H44L43 226V223ZM48 221V222H47ZM57 221V222H56ZM70 221H72V222H70ZM84 221H86V223L84 222ZM106 221H111L110 223H111V225L112 226H110V224L108 225V226H104V224H102V223H106ZM152 222V223H150V222ZM31 222V223H30ZM56 222V223H55ZM112 222H114V223H112ZM156 222V223H155ZM228 222V223H227ZM7 223V224H6ZM40 223V224H39ZM46 223H44V224H46ZM48 223H50L49 225L51 226V223L53 224L52 226L54 227V225L56 224V228L55 229H57L56 231H55V229L54 228H51L50 226L48 227ZM106 223V224H107ZM141 223V224H140ZM144 225H146V226H144ZM36 224V225H35ZM81 224H83V225H81ZM90 224H92L91 225V227L89 228L88 226H90ZM105 224V225H106ZM134 224V225H133ZM140 224V225H139ZM230 224L232 225V226H230ZM242 224V225H241ZM33 225V226H32ZM152 225V226H151ZM101 226L102 227H105V229L104 228H102V230L103 231H101L100 232V229H98V228H101ZM136 226H139V227H137L136 228ZM143 226V227H142ZM150 226V227H149ZM233 226H235L234 228H232ZM242 226V227H241ZM36 227V228H35ZM42 227V229L44 228V229H46V231L43 229V232L41 231L42 229H40ZM48 227V228H47ZM107 227V228H106ZM231 229H230V228ZM239 227V228H238ZM240 227L243 229V230H240ZM49 228H51V229H49ZM79 228H81V229H79ZM83 228H84V230H83ZM95 228V229H94ZM175 228V227H174ZM0 229V230H1ZM33 229H35L34 230V232H33ZM47 229H49V230H47ZM54 229V230H53ZM111 229V228H110ZM109 229V230H110ZM140 229V228H139ZM176 229V228H175ZM41 231V233H40V231ZM52 232H51V231ZM83 230V231H82ZM98 230H99V232H98ZM233 231H236V233L235 232H233ZM239 231V232H238ZM10 232V233H9ZM57 232V233H56ZM69 232V233H68ZM83 232V233H82ZM232 232V233H231ZM1 233L4 235H1ZM43 233V234H42ZM49 233V234H48ZM53 233V234H52ZM55 233V234H54ZM8 234V235H7ZM11 234V235H10ZM42 234V235H41ZM52 234V235H51ZM93 234H96V235H93ZM35 235H36V237H35ZM44 235V236H43ZM47 235V236H46ZM49 235V236H48ZM53 235H55L54 237H52ZM108 235V234H107ZM106 235V236H107ZM33 236V237H32ZM40 236H43V237H40ZM45 236H46V239H45ZM50 236H51V238H50ZM87 236V237H86ZM100 236V235H99ZM110 236V235H109ZM109 236H107V237H109ZM112 236V235H111ZM111 236L107 239V241L106 242H108V241H111L110 240V238H111ZM127 236H131L130 234H127ZM72 237V238H71ZM85 237L87 238V239H85ZM93 237V238H92ZM96 237H97V239H96ZM227 237V238H226ZM42 239L43 240V242L40 240V239ZM50 238V239H49ZM83 238H84V240H83ZM104 238H105V236H104ZM236 240H235V239ZM237 238H239V239H237ZM34 241H33V240ZM36 239V240H35ZM48 239V240H47ZM74 239V240H73ZM97 242V246L96 245H94V243H95V241ZM209 239H211V243H210V240ZM39 240V241H38ZM102 240V239H101ZM217 241V242H214L213 243V241ZM225 240V241H224ZM41 241V242H40ZM45 241V242H44ZM47 241H49V242H47ZM221 243L220 245H219V242ZM224 241V242H223ZM34 242H35V246L37 245V243H38V245L36 246V248L35 249H33L32 250V248H31V250L34 252L35 250L37 251H35V253H33L29 258H27V260H25L24 259V261H23V259L21 260L20 258L19 259H17V255L18 254H20L19 252H21L19 249H23V247L24 248H26V247H29V246H33L34 245ZM37 242V243H36ZM39 242H40V244H39ZM94 242V243H93ZM101 242V241H100ZM157 242V241H156ZM155 242V243H156ZM193 242H194V246H192V244H193ZM197 242H199V244L200 245H198V243ZM235 242V243H234ZM236 242H238V243H236ZM33 243V244H32ZM88 244V245H94V248L93 247H91V248H89L90 246H88L87 245V247H86V245H84V244ZM203 243H205V244H203ZM223 243V244H222ZM227 245H226V244ZM230 243H232V244H230ZM43 244V245H42ZM76 244V245H75ZM96 244V243H95ZM196 244L200 247L201 246V248H200V250H199V248H198V246H196ZM40 245H41V247H40ZM92 245V246H93ZM204 245H206V246H204ZM208 245V246H207ZM214 245V246H213ZM221 245H223V247L221 246ZM20 246V247H19ZM23 246V247H22ZM31 246V247H32ZM85 246V247H84ZM96 246V247H95ZM195 246H196V248H195ZM37 247H38V249L39 250H37ZM77 247H79V248H77ZM18 248V249H17ZM50 248V249H49ZM73 248H74V250H73ZM155 249L151 252V253H149L148 255H150V256H148V257H151V258H149L150 260L149 261H147V259L144 257V258H139L138 260H139V263L138 264H146V261H147V263L149 264V262L152 260V258L154 259V258H156V259H154V264H157V260H158V264L160 263V264H163L162 262H159V260H161L162 261V259H158V257L160 256V258H162V251H161V249H160V247H158V246H156V247H154ZM224 248V249H225ZM17 249V250H16ZM219 249L220 251H218V252H221V253H224V252H226L224 249ZM71 250H73V251H76V252H72ZM91 250H93V252L91 253V254H88V252L89 251H91ZM158 250H159V252H158ZM224 250V251H223ZM65 252L67 251V250H64ZM64 251H62L63 253H64ZM88 251V252H87ZM155 251H157V253L155 252ZM223 251V252H222ZM7 252L8 253H10V254H7ZM51 252V253H50ZM72 252V253H71ZM84 252V253H83ZM16 253V254H15ZM50 253V256L51 257H49V255H47V254H49ZM62 253V254H63ZM76 253V255H74ZM155 253V254H154ZM15 254V255H14ZM85 254V255H84ZM95 254H97L96 256H94ZM151 254L152 255H156V257H153V256H151ZM160 254H162V255H160ZM88 255H90V256H88ZM94 257H93V256ZM33 256V257H32ZM87 256V257H86ZM7 257H8V259H7ZM13 257H14V259H15V261H14V259H13ZM16 257V258H15ZM45 257H47V258H45ZM48 257H49V259H48ZM62 257V256H61ZM60 257V258H61ZM72 257V258H71ZM92 257V258H91ZM4 258H6L7 260L6 261H4L5 259ZM59 258V259H60ZM79 258V259H80ZM13 259V260H12ZM18 261H17V260ZM29 259V260H28ZM47 259V260H46ZM92 259V260H91ZM12 260V261H11ZM20 260V261H19ZM88 260H91V261H88ZM141 260V261H140ZM3 261V262H2ZM22 261V262H21ZM52 261V260H51ZM88 261V262H87ZM145 261V262H144ZM156 261V262H155ZM29 262V263H28ZM35 262V263H34ZM37 262V263H36ZM48 262V263H47ZM63 262H65V263H63ZM6 263H4V264H6ZM61 264V263H60ZM150 264H153V262H151Z\"/></svg>",
	"mask_w": 264,
	"mask_h": 264
}]
</instances>
